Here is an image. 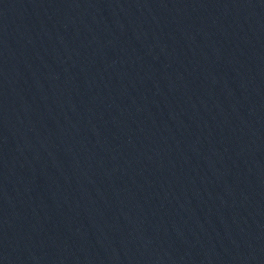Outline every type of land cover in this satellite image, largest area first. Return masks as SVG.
Instances as JSON below:
<instances>
[{
	"label": "water",
	"instance_id": "1",
	"mask_svg": "<svg viewBox=\"0 0 264 264\" xmlns=\"http://www.w3.org/2000/svg\"><path fill=\"white\" fill-rule=\"evenodd\" d=\"M0 264H264V0H0Z\"/></svg>",
	"mask_w": 264,
	"mask_h": 264
}]
</instances>
